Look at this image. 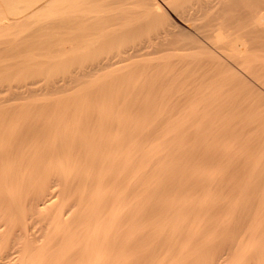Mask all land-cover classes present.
<instances>
[{
	"label": "bare ground",
	"instance_id": "obj_1",
	"mask_svg": "<svg viewBox=\"0 0 264 264\" xmlns=\"http://www.w3.org/2000/svg\"><path fill=\"white\" fill-rule=\"evenodd\" d=\"M201 1H199V3H202ZM263 1L261 0L260 2H263ZM171 2L175 4L176 6L175 10L179 12V14L182 16V19L184 18L188 21H191V24H193L195 28H197L201 32L202 36L205 39L209 40V42L210 41L213 42L212 43L213 46L215 45L217 48L229 53L233 57L240 59L241 61L243 60L244 63L245 61H250L252 58H250L246 43L244 42V40H242V35L246 32L252 33V32L257 31V35L263 36L264 38V13L263 14L261 13V15H259L260 13L258 14V12L260 11L259 10L260 7H258L259 11L258 12L256 11L257 16H254V23L256 24V27H253L254 29L252 28V30H249L248 24H247V28H248L247 30L249 31H246L245 27L241 26L237 29V34L236 35L234 34L235 36H231V34H227V29H230L232 22H228L227 20L218 22L215 18L214 13L211 14V12L208 11L211 8L210 1L208 0L205 2L203 1L204 3L199 4V5L192 4L191 6L193 7H190V5L187 4L188 2H185V0H174V1L172 0ZM171 2L169 1L170 4H172ZM258 2L259 1H257V3ZM134 3H137L140 6V8H142L141 9L143 10L142 13H144L146 17L149 16L150 18L161 22L160 16L163 14V12L161 13L160 11L161 5L160 3L154 0H0V30L5 31V26H8V25L10 26L8 27L10 29L11 27L20 26L23 23L26 24L29 21L39 22L42 20H45V21L51 20L56 23H59V25L65 24V23L73 24L75 22V23H78L79 25L82 24L83 27L81 29H83L84 27H87L88 25L90 26V24L92 23L94 24L96 22H100L104 20L105 21L115 20L119 16L122 17V14L124 16L125 11L121 12L120 14V11H122L120 9L125 8L124 5L127 8V7H130ZM248 3L252 4L251 1ZM223 6L225 8V5ZM137 9L135 8L132 10L137 11ZM141 10H138V11H141ZM201 10L207 11L210 14L206 13L208 14V17L205 19L206 20L205 22L202 21V23H197L196 19H198V16H200V14H202ZM220 10H223V9H220ZM127 11H129V9L126 10V12ZM261 11L263 12L264 10H261ZM246 12L248 13V11ZM239 16L237 15V18L240 20ZM121 17L120 19L123 18ZM129 17L131 20L135 16L133 18L131 16ZM161 17L164 18L163 19L164 22H167L165 21L167 20L166 15L164 16L163 14ZM136 18L139 19V17H136ZM141 18L144 19V16ZM233 19H236V18H233ZM109 21L107 22L110 23ZM142 21L139 20L138 23ZM241 21L242 19L240 20V22ZM164 22L162 23L164 24ZM45 23L47 24V22ZM134 24H135V21H134ZM39 25H38V29L42 27V26L39 27ZM189 26H192V25H189ZM108 27L112 28L113 26L112 27L108 26ZM96 28H98L97 25H95V29ZM101 28L102 27H100V29ZM132 28L134 27L132 26ZM132 28L129 30L133 31ZM52 29L53 28H51V31ZM81 29L79 28L78 30L80 31ZM154 29L156 28L154 27ZM41 30L39 31L42 32ZM69 30H72V29H69ZM105 30L106 31L104 30L97 31L99 32L98 35H97V32L95 33L96 30L93 33H95V35L97 36L102 37L101 34L103 33V31H104L103 34L111 31L110 29L109 30L105 29ZM179 30H181V28H179ZM194 30L197 31L196 29ZM121 32L123 31L121 30ZM180 32L177 30H174L171 24L166 23L164 24V27H162L159 30V32L158 31L156 32L157 33L156 36L154 35L155 32L154 33L152 32L155 37L153 38L152 36L151 40L148 41L146 45H143L144 43H142V46H140L137 43L138 45H135V46L133 45L135 47V48L132 47L133 49L132 48L128 49L127 47V50H123L126 48L122 47L123 51H120L121 49H118L117 48L118 46H117L115 48L117 49L116 50L117 52L115 54L113 53L111 54L110 52H108L109 48H107L108 54L104 56L100 55L101 57L99 58L97 56L98 60L96 59L97 61L95 60V62L92 63L93 64L92 66L90 64L91 68L88 64H87L88 66L85 65V67L87 66L90 69L88 70L85 69L82 75L78 76V73L76 72L78 70L77 69L75 71L77 73V77L78 78L80 76L81 77H84V76L93 77V75L98 74L100 71H103L105 69H106L105 71H107L108 68L116 66L120 64L121 62L125 64L124 61H127V60L129 61V59H132L133 57L135 58V56H139L144 46L145 48L148 46L147 47L148 50L150 48V51L148 50L144 51L145 48L143 49V52L141 53H143L144 55L146 52L150 53L153 48H155L154 51L157 49L158 50L157 52L159 51L160 52L161 51H175V52L180 51L181 52V51H187V50L193 49V46H189L190 43L188 44L185 42H181L182 40L180 41V37H179ZM128 34H129V31H128ZM76 35L77 34H75V36ZM95 35H92V36H95ZM108 36L111 37V34ZM90 37H91V34H90ZM119 37L120 36H118V40H120ZM85 38H86V41L88 42L89 39H87L86 35H84V38L81 37L79 39H82V41L83 40L85 41ZM114 38L116 39L117 37H114ZM258 38H262V37H258ZM193 39H194V36H193ZM197 40L196 42L193 41L195 42L193 44H197L198 43ZM71 41L73 40L71 39ZM75 42L76 43L74 44H76V46H81L83 44L82 42H80L79 45H77L78 41H75ZM94 42H96V40H94ZM120 42L121 40L119 41V43ZM256 42L257 41H255V43ZM110 43L115 44L109 41V44ZM87 44H89V42ZM42 45L43 43L41 44V46ZM72 46H70L69 48H74V46L73 47ZM87 46L88 45H86L85 50H87L90 44L88 47ZM151 46H153V48ZM262 46H264V44ZM0 48L2 49L4 47L0 46ZM56 50H58V48ZM112 51H115V50H112ZM154 51H152V53ZM56 55L57 53L55 54V56ZM91 56H94V55H91ZM84 57L85 56H83L82 58L84 59ZM22 58H25V56ZM29 58H30V55H29ZM33 58H35V56H33ZM83 59H80V60H83ZM31 60L30 62H32ZM191 60H194V59H191ZM49 61H50V58H49ZM33 62H35V60ZM83 62L84 61H82V63ZM187 64L185 63L186 67L188 66ZM183 65L184 63H182V67L184 68L185 66ZM80 68L82 69V67H79V70ZM176 73H177V70L175 72V75ZM180 73L181 72L179 71V73H177V76H180ZM181 77H183V75ZM71 78L73 77L71 76ZM172 79H174L175 81L178 80L177 78H172ZM56 81L59 82V80H56ZM57 82H55L54 80L52 83L55 84ZM71 82L72 81L70 79L69 80L65 79L63 83H58V85L56 84V86L58 89L63 88L62 90H64L66 87H70L69 85H71ZM53 84L52 85L50 84L52 86V89L54 88L56 89V86L54 85L55 87H53ZM78 86L81 87V85H78ZM58 89H57V92H58ZM58 96L59 95H57V97ZM64 96H66V94ZM60 97H62V95ZM67 110L63 112L65 115L61 114L62 117L63 116L66 117V115L70 116V114H72L70 111H67ZM60 118L56 119L57 121L59 119L58 122L48 124V126L46 127L48 129H45L44 131L45 133L47 130L48 134L47 133L45 134H47L48 137L53 136L54 140L58 139L57 137L59 135L58 132L61 130L60 128L63 127L62 129H65L67 125H69L68 121H66L67 122L66 123L64 120V123H66L64 124L62 121L63 118L62 120H60ZM69 118H71V116ZM69 118L67 117V119ZM99 119L101 120V118ZM87 120H89V118H87L85 121ZM90 122L91 120L89 121V123L87 121V123L91 125ZM101 122L103 121L101 120ZM97 124L100 125L101 123L99 124L97 122ZM1 125L2 124H0V126ZM81 125L82 124H80L79 127ZM2 126H4V124ZM102 126L103 125H101L100 127L102 128ZM116 126L117 125L115 124V127H114V123H113V125H110V127L108 128L109 130L110 128H113V127L115 129L117 128ZM28 128L30 127L28 126L26 129ZM86 128L84 127V129ZM26 129L25 130L23 129V131H20L23 136H24L23 132H25ZM31 129L34 130L35 128H31ZM103 129L104 128H102L100 131L98 130L99 133H96L97 135H99V139L97 140L96 134L94 132L86 133L83 130L82 132H77V131L72 132L74 130V127H73V129H71V132L67 131L66 134L64 135V138H62L61 141L59 140L60 144H58V146L59 145L60 146L59 147L57 146L58 149L53 148L54 150L52 151L50 150V154H48L46 158H44L45 160L43 159L41 163L39 162L35 164L34 163L29 164L31 166L30 167L27 166L26 167L27 169L26 168L24 169L23 168L24 166L18 165L21 163V161L20 163L17 162L18 164L16 163L11 164L8 161L10 157H12L13 155L15 156V154L20 152L19 150L22 147L20 143L17 144L18 142L14 141L16 144L15 145L16 147L8 146V148H4V146H0V201H1L0 209H3V211L7 215L10 212L11 217L10 219L7 220L8 223L10 224L13 223L12 224L13 226L16 221L21 226V232L19 233L21 240L20 242H16L18 244L16 243L12 244L13 240L11 239V242H10V239H9L10 236L9 238H3L4 236L0 237V264H264V180L248 179L244 182L241 181L242 183L239 182L237 184V182L231 183L230 180L229 181L224 180V181L215 183V182H212L213 178L212 180H209L208 178V182L207 181L198 182L195 180L196 183H193V184L191 183L193 181H190V184H188L190 179L188 180V183L187 182L185 183V181L183 180L181 181L177 180V182L180 181L179 183L181 182L185 183V184L184 183L179 184L175 182L174 178H173L174 180L173 181L171 180L170 182L169 178L165 177L166 179L169 180L170 183H173V184L176 183V185H173V184L169 185L170 183L167 180L169 184L167 185L165 184V185L168 186L169 188L168 189L166 188L164 184L162 185L161 183L158 182V179H157L158 176L157 177L152 176L153 184H151L152 183V181L150 180L151 178L149 179L151 183H149V181L145 182L144 180L146 178L143 180L145 183H143L142 177H141L142 175L140 176V174H143L144 176L145 172H147L148 174L149 170H151L153 174V171H156L157 169L155 165H157L156 163H159L158 160L160 156L159 157L157 156L158 160L156 157H154L156 158L155 164H154V158H153V154H154L153 151L157 150V148L155 147L154 150H152L151 148H145V149L139 150V152H137L138 151L137 149L136 151H134V149L130 147H128L127 149L125 148L123 150V148H121L122 147L121 141L123 139L119 138L116 135H115L116 137L114 136L109 137L112 134L104 138V134H105L104 132L107 131L108 129L105 131ZM65 130H68V129L66 128ZM29 131L25 133L29 134L28 133ZM12 132H10V135L14 133ZM108 132L110 133V131ZM1 133L4 138L5 133L3 134L2 129L0 128V134ZM162 136H163V133H162ZM165 137L167 136L164 133L163 138ZM131 138H132V135H131ZM140 141L142 142V139ZM175 141L176 140H174V142ZM55 143L53 144L55 145ZM9 144H11V142ZM72 144L73 146H75L74 151L78 149L77 153L72 151L74 147L72 149L70 148L72 147ZM133 144H137V143H133ZM94 145H97V149L96 147L95 149H93ZM145 145L142 144V146H145ZM138 146H140V144ZM156 146L158 147V145ZM83 152L84 154L82 155ZM133 152H137V153H133ZM154 152H157V151H154ZM162 152H164V150ZM78 153H80L79 155H81L82 160H85L83 161L85 163L82 164V162L78 160L77 155H75ZM158 153L160 154L159 151L157 152V155H159ZM73 156L74 158L76 157L75 158L76 160L73 159ZM83 156H85V159H83ZM71 159H73L74 161L78 160L77 162L80 161L82 165L80 166L78 165V167H74L75 164L71 163ZM152 161H153V166L151 164ZM77 162L75 163L77 164ZM150 165L152 166V168ZM160 165L158 166V169ZM148 166H150V169L148 171H145L146 170L145 168ZM153 167L155 168V170ZM164 169H163V172H164ZM168 169L170 168L168 167ZM53 171L55 173L57 171L58 179L56 178V176L55 177L52 176L53 174L51 175ZM156 173L157 171L153 175H155ZM181 173L184 175L183 172ZM49 175L51 177H49ZM139 176L141 179H139ZM49 179L52 181L50 182L51 185L49 184L50 185L49 187V185L46 184L47 188L49 187L48 188L49 190L47 192H44L46 188V186L44 187V184L45 182L50 181ZM153 179L156 180V183ZM139 180L142 183L138 182ZM147 180H148V177H147ZM165 181H162V182L166 183ZM60 182L61 184L63 183L64 185V188L62 186L63 192L60 189L57 190V185H60ZM139 183H141L140 187H138ZM170 186L173 188H170ZM35 187H37V191H36L37 194L34 191H32V189L34 190ZM237 188H240L241 190L238 191ZM235 189H237L239 193L235 191L237 192L236 194L234 193L231 194V191ZM242 190L246 192L244 193V191ZM31 191L32 193L35 194L34 197H32ZM3 211L1 210V212ZM7 211L8 213H6ZM4 224L3 222L0 224V234L2 232L1 229L4 228L3 227Z\"/></svg>",
	"mask_w": 264,
	"mask_h": 264
},
{
	"label": "rangeland",
	"instance_id": "obj_2",
	"mask_svg": "<svg viewBox=\"0 0 264 264\" xmlns=\"http://www.w3.org/2000/svg\"><path fill=\"white\" fill-rule=\"evenodd\" d=\"M154 1L160 3L161 5L160 11L161 13L163 12L164 16L165 15L167 16V20H165L167 22H164L163 21L164 18L161 17L163 14L162 15L160 14L161 22H159L158 20L156 21L155 19H152L147 15L150 19L149 21L148 17H146V15L142 13L143 12V10H141L142 8H140V6L137 3H134L130 6L131 9L130 7L126 8L125 5H124L125 8L120 9L122 10L120 11V14L121 12L125 11L124 13L125 15L123 16L122 14L123 18L119 16L115 20H110V21L104 20L106 24L104 21L96 22L94 23L98 27L96 29L93 23L90 24V26L88 25L87 27H84L83 29H81L83 25L82 24L79 25L78 23H75V22H74L75 24L65 23V24L59 25V23H56L51 20H47V21L42 20L39 22L29 21L26 24L23 23L20 26H16L17 28L11 27L9 29L8 27L10 26L8 25V26H5V31L0 30V46L4 47L2 49L0 48V100H1L0 101V121H1L0 124L2 125L4 124V126L1 125L2 127L0 126V128L2 129L3 134L5 133L4 138H3L2 133L0 134V146H4V148H8V146L16 147L15 146L16 141L18 142L17 144L20 143L22 146L19 150L20 152H18L21 155L17 153L18 155L15 154L16 157L13 155L12 156L13 158L10 157L8 159V161L11 164H15V163L18 164L21 161V163L18 165L24 166L23 168L25 169L27 166L29 167L31 166L29 164H33V163L35 164L39 162L41 163V161H43V159L46 158L48 154H50V150L51 151L54 150L53 148L58 149L57 146L58 144H60V141L62 140V138H64V135L66 134V132L67 131L71 132V129H73V127H74V130L72 132L74 131L82 132L83 130L86 133L94 132L95 134L99 133L98 130L100 131L102 128H104L103 129L104 131L108 129L107 131L104 132L105 133L104 138L112 134L109 137L118 136L119 138L123 139L122 141L120 140L121 145H122L121 148H123V150L125 148L127 149L128 147H130V148H133L134 151H136L137 149L138 150L137 152H139V150L145 149V148H151L152 150H154L155 147L157 148V150H154V151H157V152L159 151L160 152V154L158 153L159 155H157V152L153 151V153L156 154V155L153 154V158L156 157L158 160V157L160 156L158 160L159 163H156L157 165H155V167L157 168L156 169L157 173L153 175L156 171L152 170L153 171V174H152L151 170H149L151 165L148 166L149 168L146 167L145 171L149 170L148 174L145 171H144L145 172L144 176L143 174H140V176L142 175L141 176L142 181L146 178L144 180L145 182H148L150 178H151L150 180L152 181V176L159 177V175L160 177L159 178L157 177V179H158V182L161 183L162 185L163 184L167 185L171 182V180L173 181L174 179L176 183H179L181 180L185 181V183L186 182L188 183V180L190 179L188 184H190V181H193L191 182L192 184L196 183V181L198 182L207 181L208 182V178L209 180H212L213 178L212 182H215V183L224 181V180H228V181L230 180L231 183L237 182V184L241 181L244 182L248 179L264 180V46H262L264 44L263 36L257 35V31L252 32V33L246 32L242 35V40H244V42L246 43L248 53L250 55V58H252L250 61H245L244 63L243 60L241 61L240 59L233 57L229 53L217 48L214 45L216 47L215 48L212 44L213 42L211 41L209 42V40L205 39L202 36L201 32L197 28H195L193 24H191V21H188L184 18L182 19V16L179 14V12L175 10L176 6L173 2H171L172 0H168V1L154 0ZM169 1L172 4H170ZM199 1L185 0V2H188L187 4H189L190 7H193L191 6L192 4L199 5V4L204 3L207 0H203L204 2L201 1L202 3H199ZM208 1H210V7L212 8V9L210 8L211 10L209 9L208 11H210L211 14L214 13L215 18L218 22L226 21V20L228 22H232V25L230 24L231 25L230 29H227V34H231V36H235L237 34V29L241 26L245 27L246 31L252 30L253 27H256V24L254 23V16H257V12L259 10H260L258 12V14L260 13L259 15H261V13L262 14L264 13V11L263 12L261 11V10H264L263 0H262L263 2H260L261 0H249V1L248 0H237V1L236 0L234 1L232 0H228V1L227 0L226 1L225 0L224 1L223 0H215V1L208 0ZM250 1L252 2V4L248 3ZM257 1L259 2L257 3ZM223 5H225V8ZM258 7H260L259 10H258ZM135 8L136 9L138 8L137 11L132 10ZM128 9L129 11L126 12V10ZM220 9H223V10H220ZM138 10H141V11H138ZM246 11H248V13ZM206 13L210 14L207 11H202V14L198 16V19H196V22L197 23H202V21L205 22L206 21L205 19L208 17V14ZM230 13L232 16L230 15ZM237 15L238 16L240 15L239 18L240 20L242 19L241 22L237 18ZM129 16H131L132 18L135 16L133 18L134 20L133 19L130 20ZM143 16H144V19L141 18ZM120 17L122 19H120ZM136 17H139V19ZM233 18H236V19H233ZM139 20L140 21L143 20V21L138 23ZM107 21H109L110 23H108ZM115 21L117 22V24ZM134 21H135V24H134ZM45 22H47V24ZM162 22H164V24L166 23L171 24L174 30H177L179 32L181 31L180 32L181 35L179 34L180 41L182 40L181 42L192 44V45L189 44V46H193V49H190L187 51H181V52L180 51H177V52L175 51H161L160 52L159 51L157 52L158 50L156 49L154 51L155 48L151 46L153 48V49L151 48L152 49L151 52L150 53L146 52L148 54L145 53L144 55L143 53H141L143 52V49L145 48L144 46V48L140 52L141 56L139 54V56H135V58L133 57L132 59H129V61L128 60L124 61L125 64L121 62L120 63L121 65L118 64L116 65L117 67L116 66L110 67L111 69L108 68L107 71H105L106 69L103 71H100L98 74L93 75V77L84 76L85 79L84 77H81V76H80L81 78L77 77V73H78V76L82 75L85 69L88 70L91 68V66L93 65L92 63H94L96 59L98 60L99 57L108 54L107 48H109L108 52H110L111 54L112 53L115 54L117 52L116 51L117 49H115L117 46H118L117 47L118 49H121L120 51H123V50H127V47L128 49H131L132 47L138 44L140 46H142V43H144L143 45H146V43H148V41L151 40V37L153 36L154 38L157 35L156 32L157 31L159 32V30L162 27H164V24ZM160 23H162L163 25ZM247 24H248L249 30H247L248 29ZM38 25L39 27L40 26L42 27L38 29ZM49 25L50 26L52 25V26L50 27ZM131 25L134 28H132ZM189 25H192L193 27ZM108 26H111V27L113 26V27L110 28ZM56 27H58L59 29ZM100 27L102 28L100 29ZM154 27L156 29H154ZM187 27L190 29H188ZM51 28H53L52 31H51ZM79 28L81 29L80 31L78 30ZM104 28L107 30L110 29L111 31L103 34L104 31H106ZM131 28L133 31L129 30ZM179 28H181V30H179ZM69 29H72V30H69ZM194 29H196L197 31H195ZM39 30H41L42 32H40ZM100 30H104L103 33L100 32L102 33L101 34L102 37L97 36L99 34V32L97 31H100ZM121 30L123 32H121ZM127 30L129 31V34ZM94 31L95 33L97 32V35L93 33ZM152 32L153 33L155 32L154 33L155 36L153 35ZM74 33L77 34L76 35L77 37L75 36ZM90 34H91V37H90ZM110 34H111V37L108 36ZM251 34L254 35L255 37L252 36ZM84 35H86L87 39H89L88 42L90 46L89 44H87L88 42L86 41V38H85V41L87 43L84 40L82 41V39H79L81 37L84 38ZM92 35H95V36H92ZM256 35L262 38H258ZM118 36H120L119 37L121 40L120 43H119L120 40H118ZM193 36H194V39H193ZM114 37H117V38L115 39ZM188 38L191 40H189ZM71 39L73 41H71ZM253 39L257 42L255 43ZM94 40H96V42H94ZM108 40L115 44H111V43L109 44ZM196 40L198 41V43L193 44L196 42ZM75 41H78L77 45H79L80 42H82L83 44L81 46H76V44H74L76 43ZM42 43L43 45L41 46ZM85 44L89 46V47L87 46L88 47L87 50H85L86 49ZM119 44L121 45V47ZM72 45L74 46V48H69ZM122 47L123 48L125 47L126 49H123ZM147 47L145 48L146 50L144 49V51L148 50ZM57 48L58 50H56ZM80 49L81 50L83 49V50L81 51ZM111 49L115 51H112ZM148 51H150V48ZM152 51L154 52L152 53ZM55 52L57 53L56 56H55L56 54ZM52 54L54 57L52 56ZM29 55H30V58H29ZM91 55H94V56H91ZM24 56L25 58H22ZM33 56H35V58H33ZM83 56H85L84 59L86 58L87 59L84 60L82 58ZM49 58H50V61H49ZM29 59L30 60L32 59L31 60L32 62H30ZM80 59H83V60H80ZM191 59H194V60H191ZM34 60L35 62H33ZM82 61L84 62L82 63ZM182 63H184L183 66L185 67H186L185 63L186 64L189 63L187 64L188 68L187 67H186L187 69L185 67L183 68ZM87 64L89 66L91 64L90 68L87 67L88 66ZM31 65L33 66V68ZM85 65H87L86 66L87 68L85 67ZM79 67H82V69L80 68L79 70ZM176 70H177V73H179V71L181 72L180 76H177V73L175 75ZM71 74H73L74 76ZM182 75L183 77H181ZM71 76L73 78H71ZM164 76L166 77V79ZM52 78L53 79L56 78L54 79L55 82H57L56 80H59V82L53 84L52 82L54 80ZM170 78L171 79L177 78L178 80L175 81L174 79L171 80ZM65 79L66 80L70 79L72 82H71V85H69L70 87H66L64 90H62L63 88L62 89L60 88L62 90L61 91L60 89L57 88L56 84L58 85V83H63ZM50 84L51 85L53 84V87L56 86V89L55 88H54L55 90L52 89V86ZM78 85H81V87ZM31 86L34 87L35 89L32 88ZM57 89H58V92H57ZM65 94L66 96H64ZM24 95L28 98H26ZM57 95L59 96L57 97ZM61 95L62 97H60ZM66 110L72 113L70 114L71 118H69L70 116L68 115H66V117L64 116L62 117L61 114L65 115L63 112ZM98 115L101 117H99ZM60 117H62L63 120ZM67 117L70 119L71 122L69 121V119H67ZM57 118H60V120H62L63 123H64V120L65 122L68 121V124H69L66 127L68 130H65L66 129L65 127H64L65 129H62L63 127L60 128L63 132L61 130L58 132L59 134L57 137L58 139H56L58 141L54 140L53 136L48 137L47 130L45 132L47 134L44 133L45 129H48L46 128L48 124L59 121V119L58 121L56 120ZM87 118H89V120H87L88 123L91 120L90 122L91 125L88 124L87 121H85ZM99 118H101L103 122H101ZM96 121L99 124L100 123L101 124L98 125ZM75 123L76 124L78 123V124L76 125ZM113 123H114V127H115V124L117 125L116 126L117 128L114 129L113 127V128H110L109 130L108 127H110V125H113ZM80 124L82 125L79 127ZM101 125H103L102 128L100 127ZM28 126L30 128L26 129ZM124 126L126 129L124 128ZM84 127L85 128L87 127L88 129L87 128L84 129ZM31 128H35L34 129L35 131ZM23 129L24 130L26 129L25 131L26 133L27 131L31 130L28 132L29 134H26L25 132H23L26 138L20 132V131H23ZM38 129L40 132L38 131ZM108 131H110V133ZM10 132L13 133L11 134L13 138L10 135ZM162 133H163V136L165 133L167 137L163 138ZM25 134L28 136H26ZM131 135H132V138H131ZM96 138L98 140L99 135L96 134ZM141 139H142V142L140 141ZM174 140L176 141L174 142ZM10 142L11 144H9ZM45 143H47L48 145ZM53 143H55V145ZM133 143H137V144H133ZM138 143L140 144V146H138L139 145ZM142 144L143 145L146 144V145L142 146ZM151 144L152 145L155 144V145L152 146ZM156 145H158V147ZM95 147L97 149V145H94L93 149H95ZM70 148L71 149L73 148L72 151L75 150V146H73V144H72V147ZM163 150L164 152H162ZM77 151L78 149L74 152L77 153ZM137 152H133V153H137ZM79 154L80 153L75 154L77 155L78 160H80L82 164L85 163L83 162L85 160H82L81 155ZM83 154L84 152L82 153V155ZM75 158L73 156L74 160H76ZM156 158H154V164H155ZM73 159H71V163L75 164V166L73 165L74 167H78V165L79 166L82 165L80 161L77 162L78 160L74 161ZM83 159H85V156H83ZM75 162H77V164ZM151 164L153 166V161ZM158 164L160 165L159 169H158V166H159ZM168 167L170 169H168ZM163 169H164V172H163ZM165 172L167 175L165 174ZM181 172H183L184 175ZM51 175L54 177L56 176V178L58 179L57 171L56 173L53 171ZM140 176H139V179H141ZM49 177L51 176L49 175ZM147 177H148V180H147ZM165 177L169 178L170 182ZM153 180L156 183V180L155 179ZM167 180L169 183L167 182ZM177 180H180V181L177 182ZM144 181L143 183H145ZM151 181H149V183H151ZM162 181H165L166 183ZM50 182L52 181L50 180V181L45 182L44 187L46 186V188L44 192H47L49 190L48 188L51 185ZM138 182H141V181L139 180ZM141 183H139L138 184L139 186L138 185L137 186L140 187ZM176 183L175 184L170 183L169 185L171 184L176 185ZM183 183L184 182H181L179 184H183ZM46 184L48 185L50 184L48 188ZM151 184H153V181ZM62 186L64 188L63 183L61 184L60 182V185H57V190L60 189L63 192ZM166 188H168V186H166ZM170 188H173V187L170 186ZM237 189L238 191L241 190L240 188H237ZM237 189L231 191V194L232 193L236 194L238 192ZM32 191H34L37 194L36 192L37 187H35L34 190L32 189ZM32 191H31V195L32 197H34L35 194L32 193ZM245 192L246 191H244V193ZM1 210L3 211V209H0V214L1 213L3 214L0 215V224L2 222L3 224L4 223L5 224L3 226L4 228L1 229L3 233L1 232L0 237L4 236L3 238H9L10 236L9 238L10 242H11V239L13 240L12 244H15L16 242H20L21 240L20 234H19L21 232L20 224L15 221V224L17 225L14 224L12 226L13 223L10 224L7 222V220L10 219L11 217L10 212L8 213L7 211L6 212L8 213L7 215L5 214L4 211L1 212ZM8 232L11 234H9Z\"/></svg>",
	"mask_w": 264,
	"mask_h": 264
}]
</instances>
